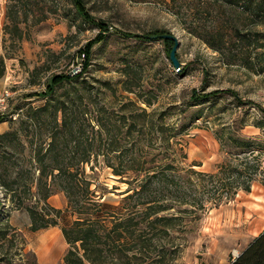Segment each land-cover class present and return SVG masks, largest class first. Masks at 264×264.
<instances>
[{"label":"rangeland","instance_id":"rangeland-1","mask_svg":"<svg viewBox=\"0 0 264 264\" xmlns=\"http://www.w3.org/2000/svg\"><path fill=\"white\" fill-rule=\"evenodd\" d=\"M81 3L82 17L72 0H0V96L9 93L0 110L5 119L0 133L14 134L0 140V173L8 168L10 179L29 170L37 175L34 153L50 141L55 114L33 111L56 100L75 111L80 140H94L97 154L80 164L96 194L113 205L127 185L107 166L120 163L112 147L132 148L147 165L172 163L205 173L226 161L243 171V165H259L255 173L248 171L253 178L248 192L240 190L216 207L208 203L199 213L177 260L229 264L264 229V0ZM163 34L177 39L178 68L169 57L175 42ZM131 116L139 117L142 130L131 127ZM229 137L251 141L253 153L238 154L244 150ZM60 141L72 156V135ZM84 144L80 148L89 147ZM24 197L25 204H44ZM0 201L6 211L0 220V264H40L42 233L29 230L27 210L17 209L1 185ZM46 204L63 209L65 195L56 190ZM55 230L61 237L60 243L50 234L60 249L56 264H64L67 243L60 227Z\"/></svg>","mask_w":264,"mask_h":264},{"label":"trees","instance_id":"trees-1","mask_svg":"<svg viewBox=\"0 0 264 264\" xmlns=\"http://www.w3.org/2000/svg\"><path fill=\"white\" fill-rule=\"evenodd\" d=\"M72 1L76 13L82 17L84 7L81 0ZM222 1L235 4L244 0ZM2 63L3 58H0V68ZM70 78L67 76L66 81ZM46 110L55 114V121L46 148H39L34 153L38 165L37 175L30 174L29 170L18 172L10 179L11 173L5 168L0 177L8 179H2L0 185L10 195L17 209L27 210L31 231L56 225L60 227L67 243L64 264H177L186 246L187 232L199 213L208 208V203L216 207L223 200L232 199L240 190L248 192L253 181L248 171L255 173L259 168V165L245 166L240 163L244 166L243 171L227 161L212 173L177 168L172 163L159 167L147 165L142 155H132V148L118 150L112 147L109 150L118 151L116 157L120 163L114 165L108 161L107 166L118 177L117 180L127 185L120 192L118 205H113L101 200L102 195L96 194L85 166L80 164L89 163L90 156L97 152L93 147V139L85 140L89 147L80 148L85 142L80 140L82 131L75 129V111L66 102L56 100L48 101L34 109L33 113ZM57 114H60L59 120ZM131 118V127L142 130L139 117ZM3 121L5 119L1 118L0 122ZM95 122L99 126L103 125L98 118ZM175 130L171 134H176ZM68 133L75 144L72 156H66L65 148L59 147L61 138H65ZM128 133L131 134V129ZM13 136V131H6L0 133V140ZM231 142L238 150H244L238 154L253 153L251 141L233 138ZM79 151L78 157L76 152ZM3 158L9 160L7 156ZM125 159L130 163L123 164L121 161ZM90 169L93 170L92 165ZM19 177L29 178L30 181L20 183ZM56 190L65 195L66 205L63 209L46 204ZM30 195L44 204L39 208L34 203L25 204L23 197ZM229 264H264V229Z\"/></svg>","mask_w":264,"mask_h":264},{"label":"crops","instance_id":"crops-1","mask_svg":"<svg viewBox=\"0 0 264 264\" xmlns=\"http://www.w3.org/2000/svg\"><path fill=\"white\" fill-rule=\"evenodd\" d=\"M0 54H1V47H0ZM2 204L3 203H1V201H0V220L3 219V215L6 212L3 209ZM29 227H30V224H29ZM55 227L56 226H50V227L35 231V232L42 233V235L39 238L40 239L39 249L36 253L38 256V260H39L40 264H56L60 249L58 248V243L54 242V240L52 243L51 238H50V234H52L53 232L56 233L58 236V238H57L58 242H60L61 237H60V233H58V231L55 230ZM43 236H44V240H46V241L42 245L41 239L43 238ZM63 240H64V237H63ZM61 246H63V244Z\"/></svg>","mask_w":264,"mask_h":264},{"label":"water","instance_id":"water-1","mask_svg":"<svg viewBox=\"0 0 264 264\" xmlns=\"http://www.w3.org/2000/svg\"><path fill=\"white\" fill-rule=\"evenodd\" d=\"M161 37H163V38H165V39H171V40H173L174 42H175V44H174V46L172 47V49H171V51H170V55H169V57H170V60L172 61V63H173V65L176 67V68H178V61L176 60V58H175V56H174V54H175V50H176V48H177V39H176V37H174V36H172V35H170V34H163V35H160Z\"/></svg>","mask_w":264,"mask_h":264},{"label":"built area","instance_id":"built-area-1","mask_svg":"<svg viewBox=\"0 0 264 264\" xmlns=\"http://www.w3.org/2000/svg\"><path fill=\"white\" fill-rule=\"evenodd\" d=\"M8 91L4 90V92L1 94L0 96V110L5 109L6 108V98L8 96Z\"/></svg>","mask_w":264,"mask_h":264}]
</instances>
